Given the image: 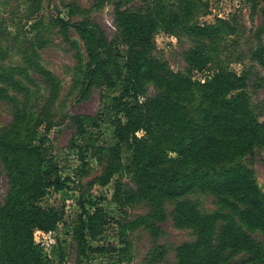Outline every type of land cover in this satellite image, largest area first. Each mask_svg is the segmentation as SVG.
Instances as JSON below:
<instances>
[{"label": "rangeland", "instance_id": "rangeland-1", "mask_svg": "<svg viewBox=\"0 0 264 264\" xmlns=\"http://www.w3.org/2000/svg\"><path fill=\"white\" fill-rule=\"evenodd\" d=\"M114 4L115 0H0V137L22 143L42 142L57 163L61 178H69L63 190L50 187L42 199V207L61 209L63 217L55 229L35 231V242L51 264H182L180 246L197 238L196 228L184 224L176 213L177 203L186 201L202 216L231 215L252 239L254 249L225 253L226 259L219 264H264V233L231 212L223 203L225 196L204 184L200 170L192 166L183 175L197 185L182 196L136 198L125 205L115 202L116 184L123 189L135 188L129 159L122 153L115 160L110 150L116 137L109 117H114L116 109L106 103V98L117 92L103 83V76L89 81L86 45L73 27L56 21L59 17L70 23H96L111 47L113 62L106 73L117 82L123 77L126 47L120 43ZM121 7L132 12L177 14L180 23L171 32L155 29L151 56L195 84L216 71L245 73L247 79L239 91L245 94L255 118L264 122V65L254 57L257 50L264 55V5L259 0H124ZM193 24L212 25L213 32L195 36L188 32ZM197 49L207 60L203 70L193 68L188 60ZM144 85L140 100L162 91L151 81ZM195 92L186 109L192 120L201 124L205 105L196 88ZM77 116L85 134L92 135L96 144V148L85 149V164L77 158L78 148L71 146L72 142H82L74 119ZM111 162L115 171L102 185L100 177ZM231 166L251 173L264 200V145H254L244 155L214 169ZM12 177L15 173L0 148V206L15 190ZM80 199L95 202L110 217L97 234H87L93 248L89 257L80 255L75 235Z\"/></svg>", "mask_w": 264, "mask_h": 264}, {"label": "trees", "instance_id": "trees-1", "mask_svg": "<svg viewBox=\"0 0 264 264\" xmlns=\"http://www.w3.org/2000/svg\"><path fill=\"white\" fill-rule=\"evenodd\" d=\"M122 1L115 0L114 4L120 43L126 47L123 77L117 82L106 73V67L113 60L111 47L100 27L87 20L70 23L56 17L58 24L73 27L86 45L89 81L103 76V83L117 92L106 98V103L116 109L114 117H109L116 137V144L110 150L115 160L122 153L129 159L135 188L123 189L116 184L115 202L125 205L136 198L161 200L182 196L197 185V181H188L183 175L185 169L192 166L195 171L200 170L204 184L225 196L223 203L231 212L238 214L249 227H257L264 233V200L251 173L235 166L214 169L244 155L254 145H264V122L255 118L245 94L239 91L247 75L216 71L203 82H196L195 87L190 77L171 70L150 54L155 29L162 27L171 32L174 25L180 23L178 15L168 16L159 10L132 12L122 9ZM212 27L193 24L188 32L204 36L213 32ZM254 57L264 65L261 50H257ZM188 60L197 70H203L207 64L200 49L191 52ZM42 73L47 74L44 70ZM147 81L162 91L140 100ZM195 88L205 105L201 124H196L186 109L195 99ZM74 119L78 122L82 142H72L71 146L78 148L77 158L85 164L84 151L96 148L95 139L85 134L80 117ZM0 148L15 173L12 177L15 190L0 206V264H51L35 242L34 232L55 229L63 211L53 206L42 207L40 203L50 187L61 191L69 178H61L57 163L48 156L42 142L22 143L0 137ZM114 171L113 162L106 165L99 183L107 184ZM86 204L92 210H88ZM79 205L81 212L75 235L80 255L89 257L93 248L87 242V234H97L110 217L93 201L80 199ZM176 213L180 221L194 226L197 231L194 243H185L179 248L182 264H219L226 259L225 253L255 248L252 239L231 215L202 216L186 201L177 203Z\"/></svg>", "mask_w": 264, "mask_h": 264}, {"label": "built area", "instance_id": "built-area-1", "mask_svg": "<svg viewBox=\"0 0 264 264\" xmlns=\"http://www.w3.org/2000/svg\"><path fill=\"white\" fill-rule=\"evenodd\" d=\"M261 2V4L264 5V0H259ZM38 232H43V231H40V230H37Z\"/></svg>", "mask_w": 264, "mask_h": 264}]
</instances>
